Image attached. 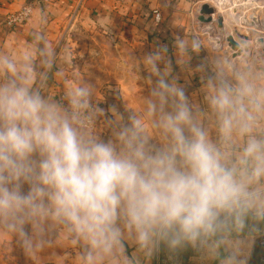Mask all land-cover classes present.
Segmentation results:
<instances>
[{
    "label": "clouds",
    "instance_id": "9594fccd",
    "mask_svg": "<svg viewBox=\"0 0 264 264\" xmlns=\"http://www.w3.org/2000/svg\"><path fill=\"white\" fill-rule=\"evenodd\" d=\"M162 61L146 56L140 106L113 117L89 82L56 99L31 54H0V232L32 254L56 229L77 264H134L130 243L154 264H250L264 237V57L203 66L200 104Z\"/></svg>",
    "mask_w": 264,
    "mask_h": 264
},
{
    "label": "rangeland",
    "instance_id": "374dc122",
    "mask_svg": "<svg viewBox=\"0 0 264 264\" xmlns=\"http://www.w3.org/2000/svg\"><path fill=\"white\" fill-rule=\"evenodd\" d=\"M212 1L214 0L171 1L164 15H162L161 21L153 25V29L148 33L147 42L146 40L142 41L139 45L128 44L126 40L128 38L120 36L121 38L118 39V42H121L111 46L112 44L109 45L111 41L108 36H105V38H102L106 43L104 48L97 49L96 42L92 41L95 44L94 51H74L70 53L67 61L65 50L69 46L68 42H72L73 40L76 43H87L89 38L85 34L58 35L56 40H53L54 42L51 46L45 43L48 39H44V42L41 43L39 78L35 84L42 91L50 90L53 86L55 88L60 86V89H55L56 93L52 97L56 99L63 98L65 90L57 78L59 75L64 78L63 68L66 67L65 74L74 81L73 85L84 81L89 82L95 90L94 103L113 116L110 110H114V108L120 109L121 114H126L140 106L144 98L145 88L150 83L143 72L144 59L150 53H158L162 56L163 61L160 65L162 69L167 68L170 71L174 69L173 75H181L182 73L188 75L190 82L187 85L192 90L199 84L202 67L214 64L217 57L227 56L238 63L247 62L252 58L264 57V49L260 47L256 49L257 44L254 42L258 36H264V25L258 27V24L248 25L245 23L248 20L252 21V16H255V18L259 17L264 22V0H224L227 12L223 17L226 23L223 26L224 32L222 31V34H219L220 30L212 32L203 29L202 26L205 24L203 25L199 20L202 14V6L212 3ZM215 19L217 20V17ZM212 25H216V30L219 29L218 22H213ZM7 26L12 27L11 25ZM243 27L253 29L249 30L250 32L247 34L250 36L249 38H252V41L245 43L249 47L248 52H246L245 46L241 45L242 53L239 55L240 52L236 53L231 50L227 38L233 36L236 38L235 40L240 42L237 34H243V30L246 29ZM127 37L132 38V36ZM91 39L94 40L93 38ZM106 39L109 41L108 43ZM180 40L186 42L199 40L201 47L192 58L197 62L199 61L200 66L195 64V66H198L197 68H182L175 64L177 56L174 53V48L175 44ZM49 47H51L54 53L51 57L47 55ZM255 50H257L256 53H254ZM63 55L64 58L62 57ZM167 60H170V62ZM45 61H49L50 66ZM63 63H67L68 65L64 64L65 66H60ZM196 75L198 76L197 78ZM194 77L196 83H193ZM104 128V119L101 117L99 131H105ZM175 263H177V259H172L171 257L166 262V264ZM178 264H181L179 259Z\"/></svg>",
    "mask_w": 264,
    "mask_h": 264
},
{
    "label": "crops",
    "instance_id": "0c3cea01",
    "mask_svg": "<svg viewBox=\"0 0 264 264\" xmlns=\"http://www.w3.org/2000/svg\"><path fill=\"white\" fill-rule=\"evenodd\" d=\"M171 1L173 0H0V54L10 55L17 59L22 58L25 53L31 54L32 71L36 83L39 78V65H41V43L44 39H48L45 43L51 46L58 35L85 34L89 38L87 43H76L73 40L68 42L69 46L65 50L67 61L70 53L74 51H94L95 44L92 41L96 42L97 49L104 48L106 43L102 38L105 36H108L111 46L121 42H118L120 36L128 38L126 39L128 44L139 45L142 41L147 42V35L153 29V25L161 21L155 19L154 12L159 11L162 19ZM177 1L183 2L184 0ZM26 5L32 7V15L28 21L21 25L8 27V17ZM63 26L65 28L62 29ZM127 36H132V38ZM106 41L109 42L107 39ZM174 49L177 66L182 68L200 66V62L192 58L197 50L189 48L188 53L182 55L178 43L175 44ZM62 57L64 58V55ZM170 60L167 61L170 62ZM64 64L68 65L63 63L60 66L63 67ZM65 68H63L64 78L59 75L57 79L66 92L68 86L73 85L74 81L71 77H67ZM174 76L178 77L182 83L190 82L189 76L184 73ZM193 83H196L195 77ZM56 88L60 89V86ZM56 88L53 86L50 90L43 92L52 96L56 93ZM190 94L194 104L201 103L199 84L193 90L190 89ZM110 111L113 117L122 113L118 108ZM259 248L260 254L261 247ZM81 251L80 248L64 241L56 229L49 230L44 238L43 246L32 254L25 250L18 237L0 232V264H77ZM128 256L134 264H154L152 260L142 256L131 243ZM159 263L160 260L155 262V264ZM175 264H178V260ZM187 264H201V261L192 256Z\"/></svg>",
    "mask_w": 264,
    "mask_h": 264
},
{
    "label": "bare ground",
    "instance_id": "6f19581e",
    "mask_svg": "<svg viewBox=\"0 0 264 264\" xmlns=\"http://www.w3.org/2000/svg\"><path fill=\"white\" fill-rule=\"evenodd\" d=\"M225 2L224 0H214L212 1V3H210L209 5L214 8L215 10V13L214 14H201V16H203L206 20L207 19H210L212 20V22H210L209 24H205L204 26H202L203 29L205 30H208V31H212V32H218L219 30V34H222L224 32L223 28H219L218 30H216V25H212L213 22H218V19L220 17H224V14L227 12L226 10V5H224ZM202 6V5H201ZM203 7V6H202ZM264 15V14H263ZM217 17V20L215 19ZM248 20V19H247ZM252 21H247L245 23H247L248 25H256L258 24V27L259 26H263L264 25V22H262L259 17H256L255 16H252L251 18ZM263 20V19H262ZM264 21V20H263ZM225 20H224V26H225ZM245 30H243V34H245V36H248L247 34H249V30H253L252 28H249V27H243ZM225 29V28H224ZM223 31V32H222ZM224 38V37H223ZM236 39V38H235ZM223 40V39H222ZM239 40V39H238ZM261 40V41H260ZM237 41V40H236ZM260 41V42H259ZM246 42H250V41H246ZM255 44L256 45V49H258L259 47L260 48H263L264 49V36H258L255 40H254ZM258 42V43H257ZM246 48V47H245ZM257 50L254 51V53H256ZM245 55V53H244ZM241 57V56H240ZM239 59V58H238ZM237 59V60H238Z\"/></svg>",
    "mask_w": 264,
    "mask_h": 264
},
{
    "label": "built area",
    "instance_id": "2783aa9c",
    "mask_svg": "<svg viewBox=\"0 0 264 264\" xmlns=\"http://www.w3.org/2000/svg\"><path fill=\"white\" fill-rule=\"evenodd\" d=\"M154 13H155V19L157 21H160L161 13L159 11H155ZM31 15H32V7L30 5H26L20 11L8 17L7 19L8 24L11 26L24 24L25 22L28 21ZM259 246L261 247V253L259 254L254 264H264V237H259Z\"/></svg>",
    "mask_w": 264,
    "mask_h": 264
},
{
    "label": "water",
    "instance_id": "95a60500",
    "mask_svg": "<svg viewBox=\"0 0 264 264\" xmlns=\"http://www.w3.org/2000/svg\"><path fill=\"white\" fill-rule=\"evenodd\" d=\"M215 10L214 8H212L209 4H205L203 5L202 8V14H214ZM200 23L204 24H209L210 22H212V20L210 19H205L203 16L199 17ZM224 26V18L220 17L218 19V27L219 28H223ZM238 38L240 39V42L236 41L235 38L233 36H229L227 38L229 47L231 48V50H233L236 53H239V55H241L242 50H241V45H245L246 41H252V38H249L250 36H245L241 33L237 34ZM249 51V47H246V52ZM234 56V55H233Z\"/></svg>",
    "mask_w": 264,
    "mask_h": 264
},
{
    "label": "trees",
    "instance_id": "16d2710c",
    "mask_svg": "<svg viewBox=\"0 0 264 264\" xmlns=\"http://www.w3.org/2000/svg\"><path fill=\"white\" fill-rule=\"evenodd\" d=\"M258 241L259 240H257V244H256V246L254 248V251H253V254L251 256V264H253L256 261L257 256L259 254L260 248H259ZM192 256L193 255L189 254V255H186L183 258L179 259V260H180L181 264H187V262L189 261L190 257H192ZM159 264H164V258L163 257L160 258V263Z\"/></svg>",
    "mask_w": 264,
    "mask_h": 264
}]
</instances>
